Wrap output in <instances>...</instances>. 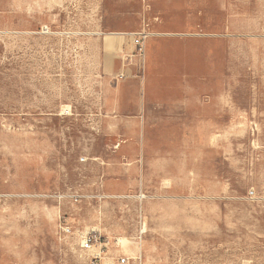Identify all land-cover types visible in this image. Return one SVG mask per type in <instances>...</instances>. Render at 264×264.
I'll use <instances>...</instances> for the list:
<instances>
[{
    "label": "rangeland",
    "instance_id": "1",
    "mask_svg": "<svg viewBox=\"0 0 264 264\" xmlns=\"http://www.w3.org/2000/svg\"><path fill=\"white\" fill-rule=\"evenodd\" d=\"M0 264H264V0H0Z\"/></svg>",
    "mask_w": 264,
    "mask_h": 264
},
{
    "label": "built area",
    "instance_id": "2",
    "mask_svg": "<svg viewBox=\"0 0 264 264\" xmlns=\"http://www.w3.org/2000/svg\"><path fill=\"white\" fill-rule=\"evenodd\" d=\"M145 38V35H138L137 36V39L136 40H134V45H135V47H137V50H141V40L142 39H144ZM118 78L119 79H122L123 78V74H120L119 76H118Z\"/></svg>",
    "mask_w": 264,
    "mask_h": 264
}]
</instances>
